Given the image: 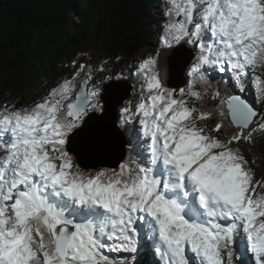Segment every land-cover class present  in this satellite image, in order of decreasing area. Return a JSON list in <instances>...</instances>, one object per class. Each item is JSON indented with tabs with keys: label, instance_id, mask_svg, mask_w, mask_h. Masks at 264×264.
<instances>
[{
	"label": "snow or ice",
	"instance_id": "obj_1",
	"mask_svg": "<svg viewBox=\"0 0 264 264\" xmlns=\"http://www.w3.org/2000/svg\"><path fill=\"white\" fill-rule=\"evenodd\" d=\"M164 3L155 54L0 102V264H264V0Z\"/></svg>",
	"mask_w": 264,
	"mask_h": 264
},
{
	"label": "trees",
	"instance_id": "obj_2",
	"mask_svg": "<svg viewBox=\"0 0 264 264\" xmlns=\"http://www.w3.org/2000/svg\"><path fill=\"white\" fill-rule=\"evenodd\" d=\"M164 8V0H0V102L29 105L40 99L70 75L67 65L77 56L92 65L107 59L119 71L155 53ZM240 94L255 102L253 85ZM241 148L255 160L256 178L264 179V137Z\"/></svg>",
	"mask_w": 264,
	"mask_h": 264
},
{
	"label": "rangeland",
	"instance_id": "obj_3",
	"mask_svg": "<svg viewBox=\"0 0 264 264\" xmlns=\"http://www.w3.org/2000/svg\"><path fill=\"white\" fill-rule=\"evenodd\" d=\"M157 50H158V48L156 47V48H155V52H156ZM150 54H155V53L151 52Z\"/></svg>",
	"mask_w": 264,
	"mask_h": 264
},
{
	"label": "water",
	"instance_id": "obj_4",
	"mask_svg": "<svg viewBox=\"0 0 264 264\" xmlns=\"http://www.w3.org/2000/svg\"><path fill=\"white\" fill-rule=\"evenodd\" d=\"M180 87H183L184 85L183 84H181V85H179ZM133 95V94H132ZM132 97V96H131Z\"/></svg>",
	"mask_w": 264,
	"mask_h": 264
}]
</instances>
